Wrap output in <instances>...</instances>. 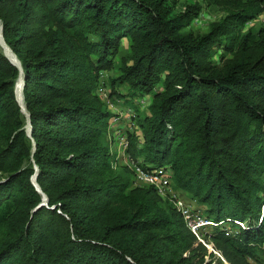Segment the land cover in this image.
Segmentation results:
<instances>
[{"label":"trees","instance_id":"obj_1","mask_svg":"<svg viewBox=\"0 0 264 264\" xmlns=\"http://www.w3.org/2000/svg\"><path fill=\"white\" fill-rule=\"evenodd\" d=\"M205 3L224 14L195 32L201 5L179 0H0L20 65L0 51V264H212L172 199L116 159L96 90L123 40L111 85L150 100L126 153L170 169L229 264L264 261V27L245 28L264 0Z\"/></svg>","mask_w":264,"mask_h":264},{"label":"rangeland","instance_id":"obj_2","mask_svg":"<svg viewBox=\"0 0 264 264\" xmlns=\"http://www.w3.org/2000/svg\"><path fill=\"white\" fill-rule=\"evenodd\" d=\"M185 4H200L201 8L199 9V13L194 19L192 20V29L195 32H201L205 31L208 28V25L213 22L217 21L224 12L222 11V6L218 4H212L207 5L205 3V0H179V7L184 9ZM264 27V12H262L256 19L248 22L246 24V29H253L257 31L258 29ZM0 51L7 55L9 58L12 56L11 50L6 46L2 39L1 35V28H0ZM11 52V53H10ZM127 52V45L126 41L123 40L121 43V53L120 56L116 57L113 64H111L108 67L103 68L100 71V77H99V85L96 90V94L102 99V102L104 103L105 100H110V103H104L105 107L115 114V116L120 118V121L124 125L123 128L120 131L119 134L117 133L115 135V138L118 135H123L126 137L129 145V141L132 137H135V135L139 134L138 125L136 123V118L138 113H141L142 111H145L147 108V105L149 103V97L143 96L140 98L133 99L132 104H126L125 102L127 99H125L124 95L126 94V91L123 86L119 84H115V86L111 85V80L117 77L118 72V62L122 58L121 55H124ZM11 59V58H10ZM12 60V59H11ZM15 65L19 66V62L16 59L12 60ZM22 78H19L16 83V94L17 99L20 102L21 106L24 108L23 105V99H22ZM22 88V89H21ZM21 89V90H20ZM160 88L158 87V90ZM113 91H118V94H111ZM24 112L26 113V110L24 108ZM116 142V141H115ZM115 142L113 143V150L116 153H119L120 151L118 148V144L116 145ZM117 143V142H116ZM123 154L121 155L120 159L118 160L120 166H125L129 170H132L134 168V165L136 162L134 161L133 157H131L130 154L126 153V149L123 151ZM131 179L133 180V185L135 186H142L139 185L138 182L135 179L134 173H131ZM170 196L180 197L183 203H186L187 205H190L193 209L199 210L200 206L195 202V200L191 199L188 195H186L184 192L180 193V191L175 190L173 187L170 191ZM227 228H232L230 225L227 224ZM202 234L203 238L206 240V247L207 250L214 253V257H207V260H212V264H229V262L224 258V256L221 254L219 250H217L214 246V243L216 242L215 234L213 233V230L211 227H204L202 228ZM252 262V261H251ZM252 264H264V261L253 263Z\"/></svg>","mask_w":264,"mask_h":264},{"label":"built area","instance_id":"obj_3","mask_svg":"<svg viewBox=\"0 0 264 264\" xmlns=\"http://www.w3.org/2000/svg\"><path fill=\"white\" fill-rule=\"evenodd\" d=\"M104 103H110V100H105ZM117 120L118 117L116 116L111 123L113 124L117 122ZM114 141L117 142L120 151V155L119 153H116V159L118 161L121 154H123L122 150L124 151L128 147V141L123 135H118ZM133 170L135 179L139 185L153 187L159 196L163 198L170 197V199H172V202L182 217L186 227L195 235L198 241L206 245L203 239L202 228L211 226L213 222L205 218L199 210H195L190 205L183 203L180 197L170 196V191L172 189L170 169L167 167H161L149 170L135 164ZM180 193L182 192L180 191ZM237 224L244 227L242 222H237Z\"/></svg>","mask_w":264,"mask_h":264},{"label":"crops","instance_id":"obj_4","mask_svg":"<svg viewBox=\"0 0 264 264\" xmlns=\"http://www.w3.org/2000/svg\"><path fill=\"white\" fill-rule=\"evenodd\" d=\"M123 126L124 125L122 124V122L120 121V118L118 117L117 122H115L113 124L111 123V125L109 127V131H108L109 136H111V138L114 140L115 139V135L117 133L119 134L120 131H123V130H121L123 128ZM115 144L117 145L116 142H115Z\"/></svg>","mask_w":264,"mask_h":264},{"label":"water","instance_id":"obj_5","mask_svg":"<svg viewBox=\"0 0 264 264\" xmlns=\"http://www.w3.org/2000/svg\"><path fill=\"white\" fill-rule=\"evenodd\" d=\"M0 28H1V26H0ZM1 35H2V31H1ZM3 39V38H2ZM13 54V53H12ZM5 55V54H4ZM14 55V54H13ZM13 64H15L7 55H5ZM15 56V55H14ZM16 57V56H15ZM22 81H23V79H22ZM22 86H23V83H22ZM16 91V90H15ZM17 95V94H16ZM18 100V99H17ZM19 102V101H18ZM19 104H20V102H19ZM20 106H21V104H20ZM25 108V107H24ZM24 108L21 106V110H22V112H24ZM32 182H33V184L37 187V190L39 191V189H38V186H37V184L35 183V175L32 177ZM43 199L45 200V196H43Z\"/></svg>","mask_w":264,"mask_h":264},{"label":"bare ground","instance_id":"obj_6","mask_svg":"<svg viewBox=\"0 0 264 264\" xmlns=\"http://www.w3.org/2000/svg\"><path fill=\"white\" fill-rule=\"evenodd\" d=\"M11 53V52H10ZM12 56H10V58L12 59V60H14V59H16V57L13 55V54H11Z\"/></svg>","mask_w":264,"mask_h":264}]
</instances>
